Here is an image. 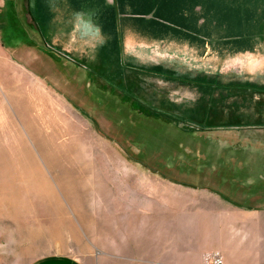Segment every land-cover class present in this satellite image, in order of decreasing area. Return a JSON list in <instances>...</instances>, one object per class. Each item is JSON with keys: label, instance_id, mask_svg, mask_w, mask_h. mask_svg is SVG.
<instances>
[{"label": "rangeland", "instance_id": "374dc122", "mask_svg": "<svg viewBox=\"0 0 264 264\" xmlns=\"http://www.w3.org/2000/svg\"><path fill=\"white\" fill-rule=\"evenodd\" d=\"M44 3L0 0V264H137L109 205L143 189L253 194L264 219V0H80L99 50L73 52L51 49Z\"/></svg>", "mask_w": 264, "mask_h": 264}, {"label": "crops", "instance_id": "0c3cea01", "mask_svg": "<svg viewBox=\"0 0 264 264\" xmlns=\"http://www.w3.org/2000/svg\"><path fill=\"white\" fill-rule=\"evenodd\" d=\"M77 3L80 0H45L46 18L44 15H40V18L42 23L48 22L44 23L47 31L45 28L42 30L51 43V49L73 52L78 50L75 46L90 44L96 40L93 49L88 48L99 50L97 36L87 38L84 42L79 39L81 27L89 29L92 21L98 23L95 13L87 14ZM104 45L106 44H102ZM100 49L110 50L107 47ZM27 67L24 68L28 71L30 64ZM72 69L74 73L78 70L91 73L86 67L82 69L74 66ZM29 71L39 78L38 71ZM69 93L70 96L73 94L71 91ZM74 96L76 97L74 94L71 97ZM78 97L81 98V95ZM56 108L51 110L53 114L62 119L64 126L75 129V123L65 119L68 113ZM14 139L17 141V137ZM73 158L74 162L86 165L84 169L87 173L99 172L96 160L82 155ZM132 163L139 165L137 161ZM139 173L146 179L145 172ZM141 184L146 185L145 182ZM160 189H151V193H146L143 189L140 191L142 193L138 192L136 199L127 204L122 203L120 209L110 203L109 210L112 213L121 211L122 218L121 223L111 222L108 226L122 227L123 236L128 234V238H124L122 242L123 259L137 261V264H205L208 255L220 254L225 264H264V219L257 218V208L252 206L255 201L253 194H247L249 198H245V194L235 193L234 196L238 198L231 199L224 190L208 187L200 189L174 186ZM132 222L134 223L131 225ZM135 228L137 233L133 234ZM31 264L85 263L69 256L51 255Z\"/></svg>", "mask_w": 264, "mask_h": 264}, {"label": "built area", "instance_id": "2783aa9c", "mask_svg": "<svg viewBox=\"0 0 264 264\" xmlns=\"http://www.w3.org/2000/svg\"><path fill=\"white\" fill-rule=\"evenodd\" d=\"M205 264H225V263L223 257L220 254H212L206 257Z\"/></svg>", "mask_w": 264, "mask_h": 264}, {"label": "bare ground", "instance_id": "6f19581e", "mask_svg": "<svg viewBox=\"0 0 264 264\" xmlns=\"http://www.w3.org/2000/svg\"><path fill=\"white\" fill-rule=\"evenodd\" d=\"M37 188L40 189V190H42V191H46L45 185L43 186V185L39 184V185H37Z\"/></svg>", "mask_w": 264, "mask_h": 264}]
</instances>
